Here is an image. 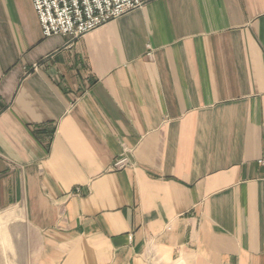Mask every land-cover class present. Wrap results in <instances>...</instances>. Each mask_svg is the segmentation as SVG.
Returning a JSON list of instances; mask_svg holds the SVG:
<instances>
[{
    "label": "crops",
    "instance_id": "0c3cea01",
    "mask_svg": "<svg viewBox=\"0 0 264 264\" xmlns=\"http://www.w3.org/2000/svg\"><path fill=\"white\" fill-rule=\"evenodd\" d=\"M11 211L23 264H264V0H153L75 40L0 0Z\"/></svg>",
    "mask_w": 264,
    "mask_h": 264
},
{
    "label": "built area",
    "instance_id": "2783aa9c",
    "mask_svg": "<svg viewBox=\"0 0 264 264\" xmlns=\"http://www.w3.org/2000/svg\"><path fill=\"white\" fill-rule=\"evenodd\" d=\"M153 0H32L45 37L67 36L79 39L85 34L140 9ZM123 156L114 168L132 167Z\"/></svg>",
    "mask_w": 264,
    "mask_h": 264
},
{
    "label": "rangeland",
    "instance_id": "374dc122",
    "mask_svg": "<svg viewBox=\"0 0 264 264\" xmlns=\"http://www.w3.org/2000/svg\"><path fill=\"white\" fill-rule=\"evenodd\" d=\"M14 214L17 212L0 214V221L5 220L0 224V264H23L24 249L21 233L9 231L6 223L8 221L6 217Z\"/></svg>",
    "mask_w": 264,
    "mask_h": 264
}]
</instances>
